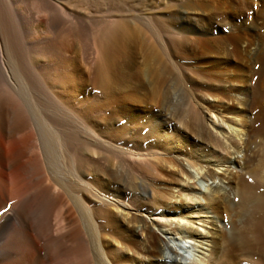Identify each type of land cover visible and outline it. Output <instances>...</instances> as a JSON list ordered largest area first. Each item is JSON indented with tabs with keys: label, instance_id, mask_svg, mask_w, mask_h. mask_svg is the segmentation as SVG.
Here are the masks:
<instances>
[{
	"label": "bare ground",
	"instance_id": "6f19581e",
	"mask_svg": "<svg viewBox=\"0 0 264 264\" xmlns=\"http://www.w3.org/2000/svg\"><path fill=\"white\" fill-rule=\"evenodd\" d=\"M14 1L0 0V264H264V106L242 72L264 16L111 11L91 29L63 0H27L30 15Z\"/></svg>",
	"mask_w": 264,
	"mask_h": 264
},
{
	"label": "rangeland",
	"instance_id": "374dc122",
	"mask_svg": "<svg viewBox=\"0 0 264 264\" xmlns=\"http://www.w3.org/2000/svg\"><path fill=\"white\" fill-rule=\"evenodd\" d=\"M14 2L17 4V6L21 10V12H24V13L26 12L25 13L26 15H28L31 12V9H33L32 7H30L29 2H27V0H16ZM62 2L64 3L65 7H66V4L68 3L67 4L68 6L66 7V9L68 8L67 9L68 12L73 9L72 11H70L72 13L75 9L76 11H74V13H73L74 15L81 17V14H83L81 18L83 19V21L85 20L84 23L86 26L89 27L91 25L90 26L91 29H92V27L93 28L99 27L100 25H102L104 23V21L105 22L108 21L106 19H109V17L112 14L116 13L117 11H122V12L124 11L125 14H127V13L129 14V12H127V11H130L133 15L138 14L140 17H145V16L147 17L148 15H152V16L154 15L153 12L148 11V9H152L155 12L168 14L169 16L179 17L178 18L179 20H177L178 23L176 24V26H178V27H182L183 23H185V22H183V20H180V15H178V14L181 12H186V11L188 13H192L193 12L192 8H197V12H199L201 14L205 13L207 15H215V14H219L221 12L220 14L223 13L222 15L224 18H225V16L227 17V15L230 16V14L231 15H233V14L240 15L242 19L245 18L248 22H253L254 17L264 16V0H125V1L123 0V3L121 1L114 2V1H110V0H107V1L99 0V3H97L98 0L97 1L96 0H63ZM132 3L134 5L137 4L138 7L135 8L134 6H132L133 5ZM30 4L32 6V3H30ZM69 7H71V8L69 9ZM232 7H233V12L231 10ZM111 8L113 10H111ZM141 8L144 10H142ZM137 10H139V11L141 10L142 12L140 11V13H139V11H137ZM213 10H215V11H213ZM109 12H111V15L110 16L108 15L107 16L108 18H103L105 16V14L107 15ZM90 14H91V16H90ZM83 16H84V18H83ZM85 16H86V18H85ZM88 17L90 18V20L88 19ZM91 17L93 19H95L97 21V23ZM131 17H133V16H131ZM223 17H219V18L222 19ZM87 20H89V21H87ZM70 27L71 26H68V28H70ZM227 27H229V25ZM258 28H259V30H257V31L246 30L244 32L246 39L247 40H254L256 45H255V50L251 53V55L247 56V58L249 57V60L244 62L242 72L244 75H250V74L254 75L253 79H251V81H250L251 85H249L250 91H251L250 101H252L255 97L260 95L261 99H262L263 106H264V41H263V38L261 37V34L264 32V30H262V31L260 30L261 29L260 22H259ZM226 29H228V28H226ZM228 30H227L226 34H229ZM215 36L219 37L220 35L215 34L214 37ZM200 37L202 39L204 38L203 35H199V34L194 35L195 40H198V38H200ZM230 49L232 52H235V49L233 47ZM87 50H88L87 45H84L82 47V52H81V55H83L82 56L83 58L86 56ZM83 58H81L80 67L82 69H85L86 68L85 67V61ZM255 58H258V62H257V64H255V62H254V64H252L251 59H252V61H254L253 59H255ZM188 88H190V85H188ZM96 92H98V91L97 90L92 91L93 96L97 95ZM256 111L258 113V110H255L251 113V116H252L251 118L254 122L253 125H251L249 123L251 131L252 130L255 131V129L260 126V122H257V120H256L257 119ZM255 121H256V123H255ZM245 179L247 182H249L252 185V180L249 178L248 175L245 176ZM253 186H255L254 183H253ZM262 190H264V189H261L260 192H263ZM237 191H238V189H237ZM232 198H233V195L231 196V199ZM239 201H240V197L236 195L234 197V199L232 200L233 206L237 205L239 203ZM237 212H238V209H235L231 213V217H230L231 223L233 226H235L236 229L244 230V228L246 227V224H247V220H248L250 215H249V213L244 212L241 215L236 216ZM223 223L225 226V229L223 230V235L226 238H230L229 235L232 234V232H231L232 231V225L229 224L230 223L229 218H225ZM246 263L247 262H245L243 260L239 261V264H246ZM255 264H262V263H261V261H256Z\"/></svg>",
	"mask_w": 264,
	"mask_h": 264
}]
</instances>
